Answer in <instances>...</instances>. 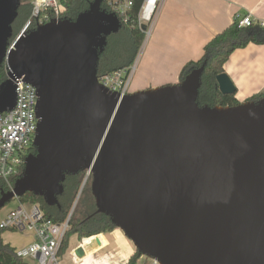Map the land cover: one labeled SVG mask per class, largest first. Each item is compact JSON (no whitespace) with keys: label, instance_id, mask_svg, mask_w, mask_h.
<instances>
[{"label":"water","instance_id":"water-1","mask_svg":"<svg viewBox=\"0 0 264 264\" xmlns=\"http://www.w3.org/2000/svg\"><path fill=\"white\" fill-rule=\"evenodd\" d=\"M103 2L29 34L27 25L11 42L21 0H0V113L16 107L18 80L39 97L36 153L14 189L2 192L0 210L27 193L56 206L67 175L88 171L96 213L141 256L264 264V100L200 106L207 62L178 84L120 99L97 79L107 40L123 27ZM217 84L236 94L227 74ZM75 254L83 259L85 247Z\"/></svg>","mask_w":264,"mask_h":264},{"label":"trees","instance_id":"trees-1","mask_svg":"<svg viewBox=\"0 0 264 264\" xmlns=\"http://www.w3.org/2000/svg\"><path fill=\"white\" fill-rule=\"evenodd\" d=\"M92 1L93 0H62L63 13H61L60 19L75 20L80 13L88 10ZM143 1L144 0H133L129 24L123 25L119 33L111 35L108 38L107 46L99 59V75L128 68L137 59L146 35L139 27L132 26L137 19ZM43 16H46L47 19H44ZM53 19H56V15L51 9L35 17L34 0H21L18 17L12 26L13 38L11 42L18 36L29 21L31 24L26 30L27 34L34 31L38 26L47 24ZM249 44L264 45V27L253 25L247 28H240L237 23H234L223 32L217 34L205 45L204 54L200 60L189 62L183 67L180 74V82L184 81L194 69L200 68L204 62H207L198 98L200 106L226 107L241 104L236 99V94L226 96L218 90L217 76L225 74L224 66L230 56L236 50L246 48ZM6 79V67L3 65L0 69V86ZM261 100H264V95H254L248 101L259 102ZM32 150H34V148H32L31 151ZM87 173L88 171H83L77 175H67L63 184L64 193L59 196V203L56 206H48L42 197L35 196L33 193H27L19 199V202L22 204H38L48 218L55 222H63L71 214L74 202ZM89 182H92V175L88 178V183ZM86 188L87 187L82 191L81 198L71 215V228L64 239L60 252L68 248L67 240L73 234H76L82 241L83 239H89L118 230V228L112 224L109 217L104 214L96 213L95 199L92 193L89 194L86 191ZM8 191L9 189L0 179V197L2 192ZM6 231L7 230L0 229V264H28L16 256V248L4 242L2 236ZM140 257L141 255L136 250V253L126 264H137Z\"/></svg>","mask_w":264,"mask_h":264},{"label":"crops","instance_id":"crops-1","mask_svg":"<svg viewBox=\"0 0 264 264\" xmlns=\"http://www.w3.org/2000/svg\"><path fill=\"white\" fill-rule=\"evenodd\" d=\"M237 15H251L264 21V0H163L152 33L138 55L131 93L180 83L183 67L200 60L205 45L236 23ZM224 70L236 88L235 97L240 103L248 102L254 95H264V45L249 44L236 50ZM118 230L95 236L100 240V246L98 243L87 246L86 256L83 259L78 257L75 264L84 260L93 262L111 254L128 263L136 249ZM33 240L31 236L29 242L20 247L31 244ZM97 248L87 256L88 251ZM139 262H143L141 257Z\"/></svg>","mask_w":264,"mask_h":264},{"label":"built area","instance_id":"built-area-1","mask_svg":"<svg viewBox=\"0 0 264 264\" xmlns=\"http://www.w3.org/2000/svg\"><path fill=\"white\" fill-rule=\"evenodd\" d=\"M62 0H34V16L38 17L51 9L60 19ZM163 0H144L133 26L144 31L146 39L152 33L157 13ZM133 0H104L103 9L114 14L122 26L130 22V11ZM47 19L46 16H43ZM236 23L240 28L253 25L264 27V21L256 20L251 15H237ZM31 24L27 23L28 27ZM26 25V26H27ZM137 70V59L128 68L112 73L98 74V83L120 98L130 94V86ZM7 74V69H6ZM17 103L13 110L0 113V179L12 191L16 180L22 175L25 160L34 148L33 143L38 129L37 103L38 92L31 84L16 81ZM89 173L87 177L89 178ZM71 215L63 222H55L48 218L38 204H22L11 209L0 218V229L29 233L33 242L27 246L16 248L18 258L28 264H60L59 253L64 239L70 230ZM84 241V240H83ZM143 262L138 264H159L155 259L141 256ZM78 262V257L73 256Z\"/></svg>","mask_w":264,"mask_h":264},{"label":"rangeland","instance_id":"rangeland-1","mask_svg":"<svg viewBox=\"0 0 264 264\" xmlns=\"http://www.w3.org/2000/svg\"><path fill=\"white\" fill-rule=\"evenodd\" d=\"M145 41H146V38H145ZM144 45H145V42L143 43V45L141 47V50L139 52V55L142 52V50L144 48ZM137 58H139V56ZM6 76H7V74H6ZM132 91H133V87H131V89H130V94H133V93H131ZM86 179H87V182L85 181ZM85 182H86V184H85V186H84V188H83L82 191H84L85 187H87L86 188L87 189L86 191L89 194H91V182L88 183V177H87V175H86V178L83 180V184ZM83 184H82V186H83ZM82 186H81L80 190L82 189ZM79 193H80V191H79ZM82 193L83 192H81L80 196H79V194L77 195V197L79 196L78 202H79V200L81 198ZM75 202H76V200H75ZM75 202H74V205H75ZM78 202L76 203V206H77ZM18 204H19V200L18 199H14L10 203H8L0 211V218L3 217L4 215H6L11 209H13L16 206H18ZM72 210H73V208H72ZM73 211H71V214L73 213ZM118 231L124 237H126L125 234L121 230H118ZM2 237H3L4 242L10 244L13 248H19L20 246L25 245L26 243L29 242V239H30L31 235L29 233H18V232H15V231H6L3 234ZM108 237L110 238L109 235H108ZM67 242H68V248L65 251L59 253V261H60V264H75V262L73 260V252L76 249L80 248V247H87V246H91L92 245L91 243H89L88 245H85V243L83 241H81L76 234L71 235L68 238ZM113 243L116 244L117 242L114 240ZM130 243H132V242L130 241ZM132 245H133V243H132ZM134 249H135V247H134ZM74 255H75V253H74ZM111 255H110V257L109 256H101V258L94 260L93 261L94 263L92 261L89 262L87 260H84V261H82L81 263H78V264H103L104 262H108L109 264H126L127 263L126 260L116 259L115 257H112Z\"/></svg>","mask_w":264,"mask_h":264},{"label":"bare ground","instance_id":"bare-ground-1","mask_svg":"<svg viewBox=\"0 0 264 264\" xmlns=\"http://www.w3.org/2000/svg\"><path fill=\"white\" fill-rule=\"evenodd\" d=\"M120 99H122V98H120ZM95 239L98 240V237H95V238L92 237V238H89V239H85L83 242L85 243V245H88L89 243H91V244H93V243H98L99 246H100V242H97ZM85 248H86V247H85ZM99 248H100V247H99ZM99 248L88 251V252H87V256L90 255V254H92V253H94V252L97 251Z\"/></svg>","mask_w":264,"mask_h":264},{"label":"flooded vegetation","instance_id":"flooded-vegetation-1","mask_svg":"<svg viewBox=\"0 0 264 264\" xmlns=\"http://www.w3.org/2000/svg\"><path fill=\"white\" fill-rule=\"evenodd\" d=\"M35 153H36V150H35V148H34V150H32V151L30 150L29 155H30V154H35Z\"/></svg>","mask_w":264,"mask_h":264}]
</instances>
